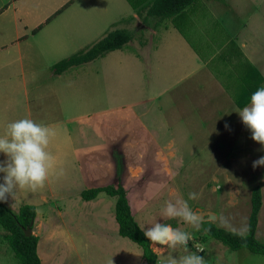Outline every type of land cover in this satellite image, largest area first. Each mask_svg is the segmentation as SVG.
Returning <instances> with one entry per match:
<instances>
[{"label": "crops", "instance_id": "1", "mask_svg": "<svg viewBox=\"0 0 264 264\" xmlns=\"http://www.w3.org/2000/svg\"><path fill=\"white\" fill-rule=\"evenodd\" d=\"M47 1L50 0H10L0 9V135L8 123L21 118L49 126L54 132L47 148L53 157L49 177H60L58 166L62 161H77L75 170L82 175L84 185L72 203L80 209L99 201L102 207L110 204L107 200L113 197L105 193L91 201H84L81 193L110 184L105 178L115 175L111 162L114 150L124 160L140 163L152 155L148 145L169 144L175 130L185 129L184 119L179 115L182 112L188 113L192 125L207 129H219L224 121L228 124L235 118L240 121L235 112L240 107L233 95L249 97L255 88L264 86V0H257L256 4L254 0H197L180 15L165 20L147 16L144 8L153 0H51L46 5ZM32 16L41 19L31 22ZM54 20L62 24H51ZM36 24L37 27H32ZM48 25L51 26L47 28ZM115 29L133 34L129 42L133 51L120 49L113 53H120L133 66L142 63L150 76L155 74L156 83V78L148 80V96L118 107L72 116L60 127V109L55 104L59 105L61 90L32 87L29 91L30 61L39 53L46 60L60 54L75 40L74 33L78 34L76 38L95 42ZM66 32L69 35L64 36ZM52 43L55 44L50 47ZM162 75L166 77L159 81ZM186 80L191 83L187 81L184 86ZM175 82L180 88L175 94H168ZM155 87L161 90L154 92ZM40 97L47 98L52 106L43 107ZM61 130L66 136L65 150H62ZM2 159L4 156L0 154ZM103 180L105 184L101 183ZM57 184V179L48 181V187ZM33 193L34 199L26 204L36 207V220L39 210L52 208L57 210L53 214L54 222L68 230L65 218L73 217L67 209L50 203L55 197H46L44 186ZM81 212L82 216H88L85 210ZM107 215L112 219V211ZM119 239L115 236L106 241L117 249H128ZM42 240L37 245L42 264H83L71 232H63L59 237L49 233L43 243L46 251L43 256L39 252ZM162 255L158 254L157 264H163ZM138 257L142 254L138 253Z\"/></svg>", "mask_w": 264, "mask_h": 264}, {"label": "rangeland", "instance_id": "2", "mask_svg": "<svg viewBox=\"0 0 264 264\" xmlns=\"http://www.w3.org/2000/svg\"><path fill=\"white\" fill-rule=\"evenodd\" d=\"M9 1L0 0V9ZM253 2L256 4L257 0ZM253 2L252 6H255ZM49 3L51 0L47 1L46 5ZM39 19H41L39 16L30 17L31 22ZM43 20L39 23L42 24ZM51 24H62V22L54 20ZM49 26L51 25L47 28ZM32 27H37V24ZM67 35L69 34L66 32L64 36ZM74 35L75 40L60 54H53L48 60L42 53L36 55L30 61L27 75L29 91L32 87V89L36 87L57 89L59 87L61 90L59 105L55 104V108L60 109V127L65 119H70L72 116L98 112L112 106L118 107L133 99L148 96L150 93L148 80L150 78L155 80V74L150 76L147 67L142 66V63L141 66L136 63L133 66L130 62L124 61L120 53H113V51L96 61L71 68L61 74V77L56 75L53 71V63H58L85 50L97 41L87 42L86 39L76 38L78 34L74 33ZM44 41L40 39V42ZM53 44L55 43H52L50 47ZM131 46L128 42L122 50L124 52L133 51ZM164 77L166 75L160 76L158 80L161 81ZM156 81L157 78L155 83ZM187 81L183 83L184 86ZM177 84L174 83L168 94L176 93L180 88ZM158 88L154 92L161 90ZM169 99L174 100L172 97ZM39 102L43 107L52 106L45 97H40ZM179 115L184 119L185 129L177 131L174 128L175 136L169 144L162 142L161 146L148 145L147 150L151 151L152 155L140 163L132 159L124 160L114 150L111 162L115 175L105 178L107 184L117 186V177L120 178V183L126 190L132 214L140 226L148 228L155 222L168 223L173 228L191 233L188 244L185 246L161 249L162 246L151 244L157 254L163 253V264L169 256L176 257L196 252V247L203 250L200 256L204 264L264 263V256L250 253L247 250L234 251L214 239H209L206 244L198 240L201 222L204 221H211L218 227L244 234L247 231L251 210V192L253 187L260 186L263 206L259 215L257 237L264 242V167L258 166L255 169L252 167V161L264 155V151H261L260 145L250 138V133L236 118L228 124L224 121L223 127L219 129H207L202 126L195 127L197 124L192 125L194 122L188 121V113L182 112ZM225 124L228 125L227 128ZM65 137V132L61 130L62 150L66 148ZM175 140L177 142H174ZM112 147L115 149V145ZM74 162L78 165L77 161L74 160ZM74 162L73 159L62 161L61 166H58L60 177H48V181L57 179L59 184L48 187L47 180L44 184V195L55 197L54 202L48 198L50 203L67 209L73 219L65 218L68 228L65 230L62 224L55 223L53 220V214L57 210L52 208L39 210V220L34 221L33 234L39 239L43 238L39 248L40 254L43 256L46 252L43 243L49 233L59 237L63 232L68 231L69 234L71 232L74 243L78 247L83 264H143L140 259L142 257H138V253L142 254L139 246L119 235L114 219L116 203L114 198L107 200L111 206L105 204L102 207L101 201L93 206H82L84 208L81 209L73 205V197L84 185L83 177L75 170ZM101 183L105 184V181ZM98 184L97 182L94 185ZM33 192L30 193L29 189H18L3 203L17 212L18 205L20 207L34 199ZM189 192L197 193L196 198L189 200L187 195ZM27 197L30 198L26 199ZM178 200L187 201L189 209L199 222V230L194 231L190 224L178 218L168 219L161 216V208L165 201L175 203ZM70 204L72 206H69ZM83 210L88 212V216L81 215ZM110 211H112L113 220L110 215H107ZM102 220L109 221V224H103ZM5 236L6 232L0 226V264H19L5 241ZM115 236H119V241L125 243L129 250L117 249L110 241H106L107 238ZM190 246L191 248L185 250V247ZM124 255L125 259H123Z\"/></svg>", "mask_w": 264, "mask_h": 264}, {"label": "trees", "instance_id": "3", "mask_svg": "<svg viewBox=\"0 0 264 264\" xmlns=\"http://www.w3.org/2000/svg\"><path fill=\"white\" fill-rule=\"evenodd\" d=\"M196 1L153 0L144 9L147 11L148 17L165 20L180 15ZM132 39L133 34L129 31L120 29L109 31L87 49L81 50L56 63L53 66V71L56 75H61L71 68L96 61L112 51L122 49ZM233 98L238 106L242 108L248 102L249 97H246V95H233ZM117 182V186L109 185L84 190L81 193V197L84 201H91L96 199L100 193H105L115 198V221L118 225L119 235L139 246L142 251L143 264H157L158 254L151 247L152 243L144 237L139 223L134 218L127 199L126 190L120 183L119 177H117ZM262 206L261 187L255 186L251 192V210L247 231L241 234L218 227L211 221H204L201 222V229L198 232L200 237L198 238L199 242L206 243L209 239H214L231 250H247L250 253L264 256V242L257 237L259 215ZM36 216V207L33 205H22L17 212H14L4 203H0V226L6 232L5 241L19 264H42L37 253L39 237L25 235L27 228H33Z\"/></svg>", "mask_w": 264, "mask_h": 264}, {"label": "clouds", "instance_id": "4", "mask_svg": "<svg viewBox=\"0 0 264 264\" xmlns=\"http://www.w3.org/2000/svg\"><path fill=\"white\" fill-rule=\"evenodd\" d=\"M241 124L250 133V138L260 145L264 151V86L253 91L248 102L238 110ZM228 125L225 124V128ZM53 130L44 124L36 123L29 118L11 121L0 135V203L6 202L16 190L27 188L35 191L44 186L53 169V157L47 150ZM264 167V155L252 161V167ZM188 199H195L197 193L189 192ZM161 216L168 219L178 218L190 224L193 230H199V222L189 209L187 201L175 203L165 201L161 208ZM144 237L152 245H160L161 249H174L185 246L191 233L173 228L171 224L155 222L150 227L139 226ZM187 250V249H185ZM196 252L182 256H169L165 264H204L203 258Z\"/></svg>", "mask_w": 264, "mask_h": 264}, {"label": "water", "instance_id": "5", "mask_svg": "<svg viewBox=\"0 0 264 264\" xmlns=\"http://www.w3.org/2000/svg\"><path fill=\"white\" fill-rule=\"evenodd\" d=\"M33 225H34V224H33ZM25 235H26V236L34 235V234H33V229H32L31 227L27 228V229L25 230Z\"/></svg>", "mask_w": 264, "mask_h": 264}]
</instances>
